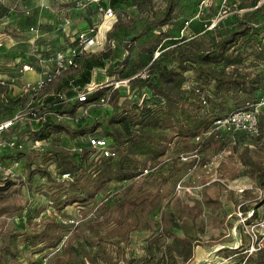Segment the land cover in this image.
Masks as SVG:
<instances>
[{
	"label": "rangeland",
	"instance_id": "obj_1",
	"mask_svg": "<svg viewBox=\"0 0 264 264\" xmlns=\"http://www.w3.org/2000/svg\"><path fill=\"white\" fill-rule=\"evenodd\" d=\"M93 1L0 0V32L18 17H33L42 40L37 49L45 53V47L56 50L65 41L71 45L74 33L84 30L87 25L84 19L90 15L92 22H99L96 33L99 43L92 46L90 53L98 52L105 48V35L115 16L106 18L94 8H90V12L88 6L94 4ZM166 1L150 0L145 7L134 8L133 4L124 7L134 15V23L140 18L159 15ZM191 1L176 10L179 22L189 16ZM218 2L206 0V10L195 17L192 26L186 25L180 30L174 42L204 51L214 41L226 37L230 24L218 22L245 12L246 9L238 7H245L247 1L236 0L233 5L236 10H227V7L223 10ZM207 21L211 27L203 31L200 25ZM179 28L180 24H176L168 28V33L175 36ZM34 40L16 44L2 40V45L7 46H2L1 52L8 55L3 59L9 63L8 68L17 71V64L11 63H15L14 56H20L36 61L33 64L43 69L41 74L52 70L49 55L37 56ZM168 42L173 41H165ZM10 44L12 47L8 48ZM238 68L241 73L264 71V59L246 60ZM186 77L192 81L193 73H186ZM24 83L21 81L19 89H14L13 98L5 103L6 107L20 113L38 107L55 88V85L49 86L31 99L21 89ZM14 90L12 88L11 92ZM3 92L7 93V88L0 89V97ZM257 104L262 130L259 139L248 138L245 144L224 141L199 146L197 139L170 132L169 143L160 148L163 154L147 163L146 174L124 183L110 182L86 203L60 207L50 202L48 194L52 192L44 173H50L54 181L63 183L65 190L69 188V177L58 178L57 168L48 159L50 156L42 157L36 149L56 147L74 153L82 149L85 141L70 139L65 132L51 133L48 139L41 141L25 127L26 130L15 135L23 145V153L15 154L17 160L12 163L1 162L5 157H0V249L11 241L16 242L13 247L16 257L6 256L9 264H36L43 257H46L45 264H195L205 250L221 245L232 249L219 251L204 264L255 260L260 256L254 253L258 246L264 257V203L261 202L264 188L259 184L262 179L259 171L264 168V96ZM84 110H77L75 115H81ZM5 111L0 110V122L9 118L10 113H3ZM2 137L0 134V139ZM62 190L65 196L67 192ZM2 235L11 236L5 241Z\"/></svg>",
	"mask_w": 264,
	"mask_h": 264
},
{
	"label": "trees",
	"instance_id": "obj_2",
	"mask_svg": "<svg viewBox=\"0 0 264 264\" xmlns=\"http://www.w3.org/2000/svg\"><path fill=\"white\" fill-rule=\"evenodd\" d=\"M78 1L73 0L75 3ZM188 1L167 0L159 15L140 18L134 23V15L126 11L124 6L133 4L134 8L145 7L150 0H108L107 3L99 0L88 6L90 12V8H94L96 12L100 7H109L116 16L105 35V48L95 53L77 55V67L44 88L55 85L54 91L46 95L38 107L28 111L24 118L15 120L13 126L1 132L2 139L15 143L14 148L0 150V157H5L1 162L6 160L12 163L17 160L15 154L23 153V145L15 135L26 129L41 141L48 139L51 133L61 132L67 133L70 139L85 141L82 149L74 150V153H66L56 147L36 149L41 152L42 157L50 156L48 159L57 168L58 178H62L64 174L69 177V188L65 190L63 183L54 181L50 173H44L49 191L52 192L48 194L51 195L50 202L60 207L86 203L106 184L113 181L124 183L140 176L144 169L148 170V162L163 154L160 148L169 143L167 135L170 132L192 140L198 138L199 146L224 141L245 144L248 138L259 139L262 130L258 114V137L239 131H213V128L217 120L236 111L253 109L258 99L264 96V71L241 73L238 68L246 60L264 59V0H242L247 3L245 7L239 5L238 9L244 8L246 11L220 20L219 24H230V32L204 51L193 50L179 41L174 42L180 30L183 31L186 25L192 26L195 17L206 10V0H193L189 16L179 22L176 10ZM235 1H226L227 10H236L233 6ZM218 3L221 4L222 0ZM84 20L87 24L84 30L96 28L99 23L92 22L90 15H86ZM35 23L33 17H18L16 21L7 23L0 33L10 36L15 42H29L34 38L37 49L42 40L38 36L37 27H34ZM176 24H180V28L172 36L168 32ZM200 26L204 31L210 27V21ZM31 28L35 32H29ZM77 33H74L73 39ZM166 40L173 42L168 44L165 43ZM73 41L70 42L71 45H68V41L61 43L56 50L45 47V53L38 49L35 52L37 56L45 58L49 55L51 59L57 51L74 46L75 40ZM2 46L0 59H5L8 55L1 52L4 49ZM156 52L158 55L154 57ZM18 58L22 60L17 65L19 67L16 66L20 74L24 64L30 65L33 70H39L34 65L36 61L20 56ZM142 70L146 75L144 78L138 75ZM189 72L193 73L192 81L186 77ZM112 78L115 81L128 80L127 87L119 86L113 91L112 86L105 87L89 95L84 103L75 99L76 94L86 85L92 82L104 83ZM188 83L187 88L185 85ZM4 88L5 85L0 86L1 90ZM110 91L108 105L103 109L98 107L96 102ZM5 94L3 92L0 97V110L10 113L8 119H11L20 111L6 107L8 99H5ZM82 108L85 109L84 112L70 120L71 122L57 119V115L62 113L73 118L76 111ZM133 119L136 123H132ZM133 124L136 126L134 129ZM91 137L105 139L114 151V156L106 157L100 150L90 148L88 138ZM92 154L98 157L91 158ZM247 162L251 161L244 163ZM260 170L262 179L259 184L264 188V168ZM62 189L67 192L65 196ZM261 202L264 203V197ZM2 236L3 240L8 241L11 235ZM15 245L16 242L11 241L0 249V264H9V258L16 257V251L13 250ZM258 247L254 253L259 254V258L250 261L238 259V264H264V257L261 255L263 251ZM40 263L41 260L36 262Z\"/></svg>",
	"mask_w": 264,
	"mask_h": 264
},
{
	"label": "built area",
	"instance_id": "obj_3",
	"mask_svg": "<svg viewBox=\"0 0 264 264\" xmlns=\"http://www.w3.org/2000/svg\"><path fill=\"white\" fill-rule=\"evenodd\" d=\"M98 1L99 0H94L93 2L97 3ZM226 1L228 0H222L221 7L223 10H225L226 7L228 9V6L226 5ZM98 10L102 12L106 18H110L113 15L115 16L113 10L109 7L106 8L100 7ZM97 27L96 28L92 27L85 29L83 31H79L74 39L75 40L74 46L69 47L66 50H59L53 55V57L51 58L52 66H53L52 70L50 72L43 73L41 77L35 82H25L22 85V91L30 95L31 99H33V97H36L38 94H40L47 85L55 81L58 77L67 74L69 71L76 68L77 65L75 63V57L77 55L91 52L90 50L92 46L97 45L99 43V40L97 39L96 36L98 29ZM29 32H35V30L31 28L29 29ZM2 40L3 39L0 36V46H2L3 44ZM157 55L158 53L156 52L154 54V57H156ZM32 70L33 68L30 65L24 64L22 65L20 72L22 73L30 72ZM138 75H140L142 78L146 76L144 70L138 73ZM112 79L106 80L104 83L96 84L92 82L86 85L82 91L76 94L75 99L80 103H84L87 101V97L89 95L95 94L101 91L105 87L108 86H112V88H117L119 86L127 87L128 80L115 81ZM4 85L5 82L3 80H0V86H4ZM110 94L111 93L109 92L107 95L100 97V99L96 102V105L98 107L107 106L110 99ZM258 104L253 109L236 111L222 120H217L214 123L213 131H221L227 133L239 131V132H244L251 137H258L260 131L258 127L257 112H258V106L261 103L259 105ZM27 113L29 112L27 111L26 113H18L13 118L0 122V134L1 132L6 131L10 126H13L15 120L24 118V116H26ZM77 117L78 116L76 115H74L73 118L68 117L65 113L57 115L58 120H64L68 122H71L70 120L76 119ZM88 145L90 148L100 150L103 153V155L106 157L114 156V151L112 150L109 143L105 139H100L95 137L88 138ZM11 147L12 148L15 147V143L13 141H5L2 138L0 139V150L9 149ZM15 165H17V163H15ZM147 171L148 170L144 169L143 172L141 173V176L146 174ZM67 176H68L67 174H64L62 177L66 178ZM45 262H46V257H43L41 259L40 264H45Z\"/></svg>",
	"mask_w": 264,
	"mask_h": 264
},
{
	"label": "crops",
	"instance_id": "obj_4",
	"mask_svg": "<svg viewBox=\"0 0 264 264\" xmlns=\"http://www.w3.org/2000/svg\"><path fill=\"white\" fill-rule=\"evenodd\" d=\"M4 43L7 41L12 42L13 44H16V42L10 37V36H6L5 34H1ZM6 39V40H5ZM11 45V44H10ZM3 47H7V46H3ZM11 46H9L8 48H11ZM22 61L21 58H15V63H11L12 65L16 64L18 65V63ZM9 63L5 62L3 59H0V80H3L5 82V88H7V93L5 94V99H11L13 98L12 96H14L15 94V90L14 89H19L20 85H21V81H25V82H35L37 81L40 77H41V72L43 71V69H34L30 72H23V73H19L18 71H16L14 68H8ZM19 67V66H17ZM16 71V74H15ZM11 87V88H10ZM13 88L14 91L11 92V89ZM18 97V96H16ZM8 101V100H6ZM19 112V111H17Z\"/></svg>",
	"mask_w": 264,
	"mask_h": 264
},
{
	"label": "water",
	"instance_id": "obj_5",
	"mask_svg": "<svg viewBox=\"0 0 264 264\" xmlns=\"http://www.w3.org/2000/svg\"><path fill=\"white\" fill-rule=\"evenodd\" d=\"M223 249H230L231 250L232 248L226 247L224 245H221V246H219L217 248L216 247H213V248H211L209 250H205L204 253L201 255V257L199 258V260L196 261L195 264H204L205 262H207L210 259L209 257L216 256V254L219 251L223 250Z\"/></svg>",
	"mask_w": 264,
	"mask_h": 264
}]
</instances>
